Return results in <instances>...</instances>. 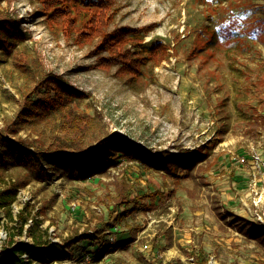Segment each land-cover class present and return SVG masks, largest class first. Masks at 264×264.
<instances>
[{"label": "rangeland", "instance_id": "obj_1", "mask_svg": "<svg viewBox=\"0 0 264 264\" xmlns=\"http://www.w3.org/2000/svg\"><path fill=\"white\" fill-rule=\"evenodd\" d=\"M94 1L72 7L71 35L66 15L51 16L56 5L47 12L42 0H0L23 34L15 48L0 45V152L2 136L11 144L24 139L32 157L38 139L50 145L61 128L58 111L38 122L43 136L11 122L30 88L60 75L84 93L76 112L101 120L88 144L120 133L136 158L118 152L116 165L88 176L55 168L52 153H43L41 170L10 159L0 166V190L15 180L23 186L14 219L0 210V251L23 244L35 264H263L264 245L240 232L233 217L264 231V0H118L112 28L155 24L139 44H128L147 58L137 75L98 67V37L76 42ZM159 42L168 47L160 62L150 54ZM253 119L261 123L254 136L247 132ZM163 152L186 159V169L169 173L145 161ZM190 158L197 163L191 169ZM207 164L208 171L198 168ZM122 175L133 196L157 198L114 209L111 180ZM23 208L29 217L21 231L15 218ZM101 226L103 238L64 244ZM34 235L50 239L41 246L48 255L29 252Z\"/></svg>", "mask_w": 264, "mask_h": 264}, {"label": "trees", "instance_id": "obj_2", "mask_svg": "<svg viewBox=\"0 0 264 264\" xmlns=\"http://www.w3.org/2000/svg\"><path fill=\"white\" fill-rule=\"evenodd\" d=\"M118 0H95L94 8L88 11V18L83 25L78 29L75 37L76 42L83 43L85 41L93 42L95 38H99L95 46V53L99 54L97 66L103 69H112L116 67V72L119 75L133 74L137 75L142 71V64L147 60L146 57L141 56L134 51L128 44H139L143 40L142 35H146L154 27V23H149L143 26L133 27L129 25H121L112 28L115 21V5ZM43 5L48 12L52 6H55V13L51 16L66 15L64 18V26L68 34L73 35L75 31L76 19L71 15L72 7L77 6L79 0H42ZM80 4H84L81 2ZM89 6V4H86ZM50 16V18H51ZM23 38V34L19 29V23L11 15L7 14L5 10L0 9V45L6 46L10 49L15 48L18 40ZM106 54V55H104ZM153 56H158V62L165 59L168 55V47L163 43H157L150 53ZM84 98V93L69 87L63 81L60 75H50L42 79L34 87L30 88L24 95V105L19 111L18 115L12 119L11 125L20 128L22 126H29L40 133L38 130V122L45 118L50 112L58 111L61 115V128L55 130L50 141V145L44 149V139H38L37 156L32 157L26 154V147L23 146L24 139L21 137L19 141H14L12 144L8 142L6 137L2 136L3 142L2 151L0 152V166H6L9 160L16 163H23L29 165L30 163L35 169H42L41 161L43 153L50 154L51 164L55 168L77 170L82 176L94 175L98 173H106L113 165H116V160L112 157L122 152V155L131 160L136 158L132 145L124 139L120 133L105 135L92 140L89 144L87 142L89 137L99 130L101 120L97 116H90L88 114H79L73 108V103ZM247 132L251 135L258 134V129L261 126L259 119H253L248 124ZM16 131L17 129H12ZM38 135L37 138H41ZM43 136V135H42ZM96 137V136H95ZM98 142L97 145H94ZM73 147V152H68L69 148ZM47 150V151H45ZM191 162L187 168L191 169L197 163L195 158H190ZM145 161L152 166H157L161 169H166L167 172L172 173L173 169H186L184 162L186 159L179 157V155H172L168 152L157 153L156 157H145ZM208 164L206 167L199 165L201 170L208 171ZM124 175V174H123ZM114 177L111 183L115 186L116 194L112 197L114 201L113 208L116 209L121 206H128L131 203L140 202L147 198L154 201L158 192L148 194H138L133 196L130 182L127 177ZM23 186L20 181H14L0 190V210H4L10 219H14L12 205L17 199L19 189ZM113 211H111L112 213ZM123 212V214H125ZM27 208L22 209L15 220L20 224L19 229L23 228L28 221ZM241 221V223H240ZM238 230L247 234L251 238H255L258 242L264 245V231L258 228L254 222L245 217H233ZM38 222L33 224V227L38 228ZM104 226L95 230H85L77 234L75 238L69 237L64 241L67 247H71L73 243L80 240H95L103 238ZM50 242L47 237L33 236L34 249L32 252L36 255H48L42 249V245ZM126 242H130L127 240ZM125 242V243H126ZM62 245L56 243L54 246V258H60ZM27 249L23 244L13 245L8 249L0 251V264H35L33 260L26 259L23 255ZM205 260L201 264H206ZM264 264V260L262 261Z\"/></svg>", "mask_w": 264, "mask_h": 264}]
</instances>
